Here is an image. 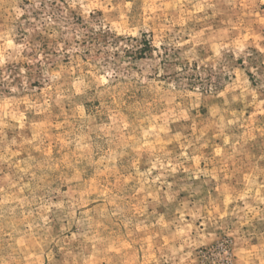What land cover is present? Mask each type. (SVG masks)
Wrapping results in <instances>:
<instances>
[{
	"label": "rangeland",
	"instance_id": "1",
	"mask_svg": "<svg viewBox=\"0 0 264 264\" xmlns=\"http://www.w3.org/2000/svg\"><path fill=\"white\" fill-rule=\"evenodd\" d=\"M0 264H264V0H0Z\"/></svg>",
	"mask_w": 264,
	"mask_h": 264
}]
</instances>
